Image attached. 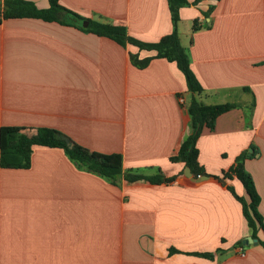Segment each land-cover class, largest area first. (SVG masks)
<instances>
[{"label":"crops","instance_id":"crops-1","mask_svg":"<svg viewBox=\"0 0 264 264\" xmlns=\"http://www.w3.org/2000/svg\"><path fill=\"white\" fill-rule=\"evenodd\" d=\"M60 4L145 43L174 30L168 0ZM84 23H0V129L58 131L70 146L121 154L126 174L174 180H114L64 149L36 146L27 168L0 164V264H264V233L253 237L229 190L246 197L245 188L226 178L248 152L264 220V0H188L180 9L181 44L204 89L197 100L237 105L198 139L200 178L170 160L193 132L192 95L176 63L153 58L139 68L131 55L155 52L86 32Z\"/></svg>","mask_w":264,"mask_h":264},{"label":"trees","instance_id":"trees-1","mask_svg":"<svg viewBox=\"0 0 264 264\" xmlns=\"http://www.w3.org/2000/svg\"><path fill=\"white\" fill-rule=\"evenodd\" d=\"M49 7L41 9L29 0H5L0 4V23L8 19L33 18L45 22H56L63 25H74L76 22H87L84 30L98 36L107 37L122 46L133 45L140 51L155 52L154 57L139 59L136 55H131L132 62L139 68H145L153 58L166 59L169 62L176 63L178 69L183 73L188 91L192 95L188 112L191 117L192 134L182 143L178 152L170 160L174 163L182 162L191 172L199 177L204 175L199 167V150L197 142L205 130L213 131L217 119L224 113L236 108V104L226 103L220 105H206L199 102L196 96L201 95L204 89L193 72L189 57L181 44L178 33V22L180 20V9L188 4V0H168L171 18L174 30L171 34L163 37L157 43H145L131 37L127 29L123 26H117L110 23H102L93 20H86L78 13L73 12L60 4V0H48ZM196 22L194 29H197ZM64 134L49 131L46 136L39 133L30 134L27 129L14 126H5L0 129V164L2 168H27L30 164V157L33 148L36 146L48 148L64 149L72 158L86 165L96 173L110 179L119 180L122 176L128 181L146 179L153 183L172 182L174 178L165 179L161 174L155 176L132 175L123 171V157L119 153L97 154L87 150L70 146ZM257 154H252L251 158ZM248 159V152L241 154L235 165L227 173L226 178L236 177L244 186L246 197H240L236 194L233 187L229 190L243 206V214L248 226L253 230V237L259 238L258 233H264V220L259 211L260 195L252 176L245 169V162ZM264 247V240H259ZM177 253L172 249L171 254ZM207 259H213L212 253H189Z\"/></svg>","mask_w":264,"mask_h":264},{"label":"water","instance_id":"water-1","mask_svg":"<svg viewBox=\"0 0 264 264\" xmlns=\"http://www.w3.org/2000/svg\"><path fill=\"white\" fill-rule=\"evenodd\" d=\"M87 25H88V23L85 22L84 23V26H87ZM249 152L252 153L253 152V149H250ZM250 153H249V155H250ZM186 175L187 176H192L193 175L192 172H191V170H190V168H186ZM199 178H200V176H199ZM205 178H207V176H205ZM249 241L251 243H254V244H257L258 243V241L256 239H252V238H250Z\"/></svg>","mask_w":264,"mask_h":264},{"label":"built area","instance_id":"built-area-1","mask_svg":"<svg viewBox=\"0 0 264 264\" xmlns=\"http://www.w3.org/2000/svg\"><path fill=\"white\" fill-rule=\"evenodd\" d=\"M179 101L181 104H184L185 103V98L183 96H180L179 97Z\"/></svg>","mask_w":264,"mask_h":264}]
</instances>
